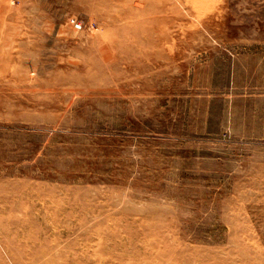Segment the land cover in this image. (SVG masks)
I'll return each instance as SVG.
<instances>
[{
  "label": "rangeland",
  "instance_id": "obj_1",
  "mask_svg": "<svg viewBox=\"0 0 264 264\" xmlns=\"http://www.w3.org/2000/svg\"><path fill=\"white\" fill-rule=\"evenodd\" d=\"M0 264H264V0H0Z\"/></svg>",
  "mask_w": 264,
  "mask_h": 264
},
{
  "label": "built area",
  "instance_id": "obj_2",
  "mask_svg": "<svg viewBox=\"0 0 264 264\" xmlns=\"http://www.w3.org/2000/svg\"><path fill=\"white\" fill-rule=\"evenodd\" d=\"M74 25H75L76 29H81V24L80 23H75Z\"/></svg>",
  "mask_w": 264,
  "mask_h": 264
}]
</instances>
